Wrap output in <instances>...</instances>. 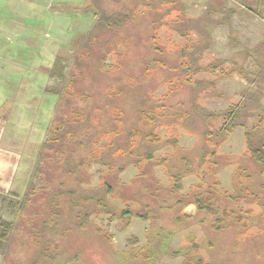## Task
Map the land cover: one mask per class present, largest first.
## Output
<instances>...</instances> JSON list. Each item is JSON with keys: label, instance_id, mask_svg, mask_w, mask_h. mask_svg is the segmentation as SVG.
Instances as JSON below:
<instances>
[{"label": "rangeland", "instance_id": "rangeland-1", "mask_svg": "<svg viewBox=\"0 0 264 264\" xmlns=\"http://www.w3.org/2000/svg\"><path fill=\"white\" fill-rule=\"evenodd\" d=\"M173 2L72 0L18 26L29 45L4 42L0 189L23 208L0 210L13 222L0 264H264V174L245 130L213 148L205 132L221 122L194 112L241 101L247 82L224 78L229 63L208 69L229 58L264 86V0ZM97 10L127 21L99 27L90 45ZM57 58L72 84L49 137L59 98L45 90ZM188 169L198 172L177 191L173 177ZM199 195L213 197L218 216L197 209Z\"/></svg>", "mask_w": 264, "mask_h": 264}, {"label": "trees", "instance_id": "trees-1", "mask_svg": "<svg viewBox=\"0 0 264 264\" xmlns=\"http://www.w3.org/2000/svg\"><path fill=\"white\" fill-rule=\"evenodd\" d=\"M158 1H160L161 4L164 5H171L174 3L173 2L174 0H158ZM93 5L97 8L96 0H93ZM95 19L96 21L94 23V27H92V29L86 36L87 37L86 42L89 41L90 45H93V38L97 37L96 33L93 32L96 31V29H98L99 27L109 28V29H114V28L119 29L127 21V19L124 21L122 16H118L117 18L114 19L112 16L107 15L104 10L101 11V16L99 19H98V10H97V13L95 14ZM230 31L231 32L233 31L231 29V26H230ZM206 33H208V35L204 34L203 37H209L210 32L207 31ZM75 61H77V58ZM234 62L235 61L233 60V58H229V60H224L220 63H217V65L208 67V69L211 71L210 73H213L214 75L219 73V71L223 73L224 64L229 63L233 68ZM232 68H230V70H225L223 76L224 78H230L237 75L247 82V87L245 88L244 91H242L241 94L242 95L241 101L236 104H232L226 110L218 113L212 111L206 112L204 109L199 108L198 105L194 107V112L198 109V111L196 112L202 121L204 120L206 122L210 120L209 118H212L215 121L221 122L220 128H217L216 132H214V129L210 128L209 126L207 128V131L205 132L206 140L209 143L214 144L212 146L213 148H217L219 146V142L221 143L226 138L230 137L236 129L239 128L244 129L245 130L244 136L247 143V151L250 154V158L261 169L262 173L264 174V105L262 104V99L264 98V86H258L257 78L250 77V75H248L245 72L243 65H241L240 67H235L234 69ZM188 69L189 70L186 71L187 75H189V71L191 70V68L188 67ZM67 70H68L67 67H64L60 58H57L56 61L54 62L51 72L49 73V80L51 82V85L48 88H46L45 91L49 93H54L59 98V101L57 102L54 111L55 127L52 128V126H50L47 135L49 137L52 132L56 134L57 132L60 131L63 125V121L61 118H63V116L66 114L67 111V109L60 106L64 98V93H65L64 88L65 86H67L66 84L68 85L72 84L71 80L67 81V77H68ZM198 72L199 71H196L194 74H198ZM188 83L191 84L190 78L188 79ZM253 86H255V90L252 89ZM192 87H194V85ZM66 102H64L63 104H65ZM213 139H216L219 142L215 143ZM49 141L50 142L56 141V139L55 137H53L51 140L48 139L46 143L43 145L44 148H46L49 145L50 143ZM174 143H176L175 146L178 147V142H174ZM43 153L44 152L42 150L40 161L44 156ZM146 155H147L146 158L148 160L153 159L151 152L146 153ZM206 155L203 158V162L205 161ZM186 165L189 166L190 168V164H186ZM197 172L198 170L188 169L184 171L183 174L179 173L174 175L173 179L174 182L176 183L174 189H176L177 191L180 190L182 188L181 182L183 178L186 177L187 175L195 174ZM5 195L6 194L4 190L0 189V210L4 209L5 206H9L10 208H8V211L10 213H16L18 210H21L23 208V204H22L23 201L20 200H17L15 204L13 203H10L9 205L7 204L8 196L17 198V195L15 196V194H11V193L8 194V196ZM18 199L20 198L18 197ZM212 201H213V197L210 195L208 196L199 195L196 196V198L194 199V204L197 206V209L199 211H204L207 212L208 214L218 216L219 212L215 208ZM122 216L123 217L128 216V218H131L133 216L141 217L140 215H133L128 211L123 212ZM12 228H13V222L5 220L0 214V254L2 256L3 254L6 253V250L8 248L10 232Z\"/></svg>", "mask_w": 264, "mask_h": 264}, {"label": "crops", "instance_id": "crops-1", "mask_svg": "<svg viewBox=\"0 0 264 264\" xmlns=\"http://www.w3.org/2000/svg\"><path fill=\"white\" fill-rule=\"evenodd\" d=\"M72 0H0V54L4 42L8 45L9 38L16 40L17 36L24 38L22 45H29L27 42L28 32L19 30L23 22L33 25L34 20L42 21L50 19V12L56 4L71 3ZM31 37L33 33L29 34ZM1 59V57H0ZM1 101V100H0ZM2 190V189H1ZM1 255V254H0Z\"/></svg>", "mask_w": 264, "mask_h": 264}]
</instances>
